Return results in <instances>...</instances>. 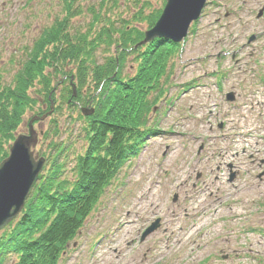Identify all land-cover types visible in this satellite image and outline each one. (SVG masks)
I'll use <instances>...</instances> for the list:
<instances>
[{
    "label": "rangeland",
    "instance_id": "rangeland-1",
    "mask_svg": "<svg viewBox=\"0 0 264 264\" xmlns=\"http://www.w3.org/2000/svg\"><path fill=\"white\" fill-rule=\"evenodd\" d=\"M100 4L74 0L79 14L68 21L70 33L93 37L111 23L118 27L121 19L133 23L141 6L137 17L162 8L164 0H119L115 8L98 11ZM63 6L64 0H0L1 85L11 84L24 47L70 14ZM92 11H98L99 23L90 31ZM141 17L134 25L145 30ZM180 43L164 95L149 118L154 129L119 168L57 264H264V0H207ZM105 49L104 44L95 49V62L115 52L114 45ZM66 67L71 70L72 64ZM135 68L129 57L122 75ZM229 90L234 102L225 99ZM29 93L39 99L33 89ZM48 99L53 101L50 94ZM41 103L26 111L14 137L27 132L28 119L39 106L46 108ZM93 104L89 99L84 106ZM77 109L72 113L62 104L34 124L47 132L35 146L45 157L40 172L48 165L52 139L66 144L65 175L70 180L75 175V156L86 148L85 121ZM230 163L236 171L231 180ZM157 220V228L141 241L144 229Z\"/></svg>",
    "mask_w": 264,
    "mask_h": 264
},
{
    "label": "trees",
    "instance_id": "trees-1",
    "mask_svg": "<svg viewBox=\"0 0 264 264\" xmlns=\"http://www.w3.org/2000/svg\"><path fill=\"white\" fill-rule=\"evenodd\" d=\"M118 2L101 0L98 11L115 8ZM73 3L74 0H64V10L70 14L44 27L30 48L24 47L11 84H0V161L8 154L14 131L26 111H33L42 100L46 108L39 106L35 115L45 113L49 109V94L56 103L58 88L61 89L59 102L54 111H59L62 104L72 113L79 107L78 117L85 121L83 139L87 146L75 156L72 167L75 175L70 180L65 175L67 146L51 139L48 165L35 180L21 212L0 230V264L12 257L11 264L58 263L66 243L81 228L119 168L154 129L155 125L148 126L149 118L164 95L173 59L180 50V43L162 38L136 46L143 38L144 29L134 22L141 17L137 16L144 6L135 12L133 23L121 19L118 27L111 23L93 37L90 32L70 33L68 21L79 14L74 13ZM98 11H92L90 31L99 23ZM160 11L161 8L141 17L146 28L154 24ZM102 44L106 45V51L114 45L115 52L106 54L104 61L97 63L93 55ZM129 57L136 62L135 72L123 76L122 68ZM69 64L71 70L66 67ZM57 77L60 80L53 84ZM70 82L75 85V96ZM91 85L93 92L98 90L96 97L90 91ZM30 89L39 99L30 95ZM89 99L95 110L91 116L84 117L80 107L88 104ZM52 129L57 133L55 125ZM46 137L47 132L43 134ZM5 144H9L8 149L4 148Z\"/></svg>",
    "mask_w": 264,
    "mask_h": 264
},
{
    "label": "water",
    "instance_id": "water-1",
    "mask_svg": "<svg viewBox=\"0 0 264 264\" xmlns=\"http://www.w3.org/2000/svg\"><path fill=\"white\" fill-rule=\"evenodd\" d=\"M205 2L206 0H165L161 14L154 25L144 32V37L138 45L148 43L155 38L180 42L186 36L191 22L200 16ZM260 15L261 11H259ZM72 87L75 91L74 85ZM233 98V93L227 95L228 100ZM53 108L54 103L51 101L50 109L46 113L32 116L27 123V132L19 133L15 137L9 148V154L0 161V230L21 211L42 169L45 158L38 157L33 151L38 142V132L34 129L33 122L45 119ZM93 111V107L81 109L84 115H91ZM157 226L158 221L151 223L142 233L141 240Z\"/></svg>",
    "mask_w": 264,
    "mask_h": 264
},
{
    "label": "flooded vegetation",
    "instance_id": "flooded-vegetation-1",
    "mask_svg": "<svg viewBox=\"0 0 264 264\" xmlns=\"http://www.w3.org/2000/svg\"><path fill=\"white\" fill-rule=\"evenodd\" d=\"M229 167H230V169H231L232 165H231V164H229ZM234 176H235V174H234Z\"/></svg>",
    "mask_w": 264,
    "mask_h": 264
},
{
    "label": "bare ground",
    "instance_id": "bare-ground-1",
    "mask_svg": "<svg viewBox=\"0 0 264 264\" xmlns=\"http://www.w3.org/2000/svg\"><path fill=\"white\" fill-rule=\"evenodd\" d=\"M146 136V135H145ZM145 138V137H144Z\"/></svg>",
    "mask_w": 264,
    "mask_h": 264
}]
</instances>
